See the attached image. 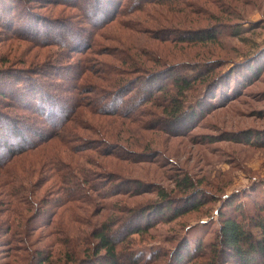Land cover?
<instances>
[{
    "label": "rangeland",
    "instance_id": "obj_1",
    "mask_svg": "<svg viewBox=\"0 0 264 264\" xmlns=\"http://www.w3.org/2000/svg\"><path fill=\"white\" fill-rule=\"evenodd\" d=\"M135 1L130 0L126 7L124 1L127 14H120L116 18L131 25L125 27L123 25L127 24L113 20L101 27V36L95 37L100 44L93 53L88 54L92 58L89 63L93 71L88 74L92 87L89 89L100 85L106 87L104 80L98 77L100 63L117 67L121 74H113V77L126 79L127 88L140 85L143 77L153 70L162 72L164 77L169 75L167 71L174 69L175 65L194 67L204 61L215 65L214 73L229 68L227 71L232 74L243 76L235 78L230 85L216 87L214 95L209 92L205 94L207 88L201 82L195 83L192 90H188L186 98L187 101H200L202 98V114L186 130H176L175 126L167 124L166 113L161 105L150 101L140 103V109L145 110L140 121L112 115L86 116L96 124L102 119H113L116 123L123 121L127 125V132L122 129L117 138L111 130L112 139H107L108 143L97 141L89 131L83 133L90 145L103 144L102 147L100 145L102 150L99 154L84 150L85 156L100 164L95 166L97 169H92L109 175L108 179L114 183L117 181L128 187L131 185L128 180L151 184L148 192H137V195L130 192L110 198L112 205L125 202L127 207H133L154 201L157 194L152 189L155 186L163 187L173 195L174 201L179 199L180 202L183 193L175 186L173 178L183 174H188L196 185L195 192L191 194L197 193L198 197L204 195L198 209L155 225L153 229L157 231L153 234H132L134 247L138 250H146L152 244H160L167 250L172 248L174 239L188 229H202L203 235L210 238L217 225L216 222L211 224L209 219L215 220L216 209H222L231 197L245 209H251L253 201L263 193V185H258L264 182V59H260L264 57V51L261 49L258 52V49L264 45V0H147L150 1L147 3L141 0L138 4ZM4 2L6 5L0 14V115L7 117L1 118L2 121L11 119L19 125L24 118L27 121L35 119L29 106H26L32 105L26 101L30 100L29 96L20 94L19 88L23 84L21 76H31L36 84L41 81L53 93V85L66 82L60 76H69L66 69L72 62L63 59L68 53L62 43L68 41L66 31L72 34L86 31L88 26L82 15L87 2L93 0ZM140 5L144 6V10L138 12L136 9ZM42 26L49 29L44 31ZM210 28L221 29L224 33H219L214 42L186 43L173 40L177 33L184 35ZM122 51L123 55L130 57L127 61L133 60L140 64L131 66L119 63L117 55ZM256 52L262 53L257 56ZM84 66L82 64V68ZM243 71L247 73L243 74ZM17 93L19 95L16 96ZM88 94L92 95L91 92ZM17 97L20 99L17 100ZM98 102L96 106L101 103L105 105V101ZM148 120H153V123L149 122L144 127L143 124ZM2 128L0 133H3ZM254 133L260 134L258 143L252 136ZM12 141L10 137L0 138L2 144L9 145ZM110 149H118L116 155H109ZM127 152L132 155H127ZM23 155L13 156L0 148V200H3L0 203V264H27L22 256L33 261L36 259L35 251L41 246L52 250L50 255L55 258L70 249L57 243L59 235L50 233L52 224L42 226L41 219L37 224L39 226L27 230L28 243L5 242L4 226L7 223L10 226L21 225L23 218L30 214L24 204L13 201L5 194L8 187L3 174L4 167L12 169L13 165L25 162ZM21 168L20 165L19 169L12 170L24 176ZM43 171L40 177L37 176L39 183L46 179ZM30 174L34 175V172L30 171ZM125 177H129L128 180ZM35 182L34 177L29 180L34 193L38 189L40 194L45 193L46 187L50 185L49 181L42 185ZM244 192L250 194L243 196ZM85 214L82 212V216ZM63 215L55 216L54 221L61 222L68 235L74 236L72 248H81L80 226L72 221L64 223ZM166 236L174 237L172 244L163 240ZM169 260L166 257L163 264L169 263ZM57 262L62 264L60 258ZM224 264L233 262L228 260Z\"/></svg>",
    "mask_w": 264,
    "mask_h": 264
},
{
    "label": "trees",
    "instance_id": "obj_2",
    "mask_svg": "<svg viewBox=\"0 0 264 264\" xmlns=\"http://www.w3.org/2000/svg\"><path fill=\"white\" fill-rule=\"evenodd\" d=\"M124 1L126 7L130 0L87 2L82 15L88 26L86 31L82 34L66 31L68 41L62 43V46L67 50L68 56L63 59L72 63H69L66 69L68 77L59 75L66 82L51 87L54 93L48 91L41 81L36 84L30 78L31 76H21L23 84L19 88L20 94L24 96L25 93V96L30 98L26 101L32 105L26 106L31 109L35 118L32 119L33 121H27L24 118V121L18 125L11 119V121H2L1 118L7 119V117L0 115V122H3L0 123V127H3V133H0L1 140L8 137L13 140L9 145L0 143V148L13 156L24 154L25 159V162L12 166V169H19L21 165L23 167L21 174L24 176L17 174L9 167H4L3 174L6 176L8 187L5 194L9 195L13 201L24 204L25 209L30 211L26 218L22 217L24 220L21 221V225L10 226V223L5 225L3 222L5 242L28 243L27 230L39 226L37 224L41 219L42 226L52 224L50 233L59 235L56 238L57 243L70 247L58 257L62 264H152L153 262L163 264L166 257L170 258L167 264L172 262L174 264H224L228 260H232L233 264H264V188L263 193L253 201L254 205L251 209H245L232 197L223 204L222 209H216V219H209L211 224L216 222L217 225L210 238L203 235L202 229L190 231L188 229L190 226L185 227L188 231L175 238L172 248L167 250L160 244H152L146 250H138L134 247L132 234H153L157 231L153 229L155 225L171 221L189 210L198 209V204L204 195L198 197L197 193L191 194L195 192L193 190L196 185L188 174L176 175L173 178L175 186L183 193V199L181 198L180 202H178L179 199L174 201L173 195L161 186H155L152 189L157 194L156 199L142 206L127 207L128 205L123 201V206L119 205V202L114 206L109 202L110 198L118 195L133 192H135L133 195H137V192H148L151 184L129 181V177H125L127 182L131 183L128 187L117 181L114 183L108 179L109 175L106 176L103 172L92 169L100 164L85 156L84 150L89 149L99 154L103 144L90 145L83 133L89 131L97 141L108 143L107 139L112 136L111 130L117 138L122 129L127 132V125L123 121L116 123L113 119H102L96 124L89 121V115H112L123 119L135 118L140 121L145 111L140 109V103L150 101L152 104L161 105L166 113L167 124L175 126L176 130L179 128L186 130L202 114L200 109L202 98L199 99L200 101H187L186 98L188 90H192L195 83L201 82L203 87L207 88L204 93L209 92L214 95L217 91L216 87L222 84L230 85L235 78L238 79V76L243 78L241 75L236 76L227 71L229 68L214 73L215 65L212 66L211 62L204 61L195 64L194 67L175 65L174 69L167 71L166 74L169 75L164 77L162 72L153 70L143 77L141 86L133 85L127 88L126 79H119V76L113 77V74H121L117 67L114 68L110 63H100L101 71L98 77L104 80L106 87L100 85L89 89L92 87L88 74L93 72L89 63L92 58L89 55L100 44L99 39L95 37L101 36L99 30L103 25L116 20L120 14H127ZM139 1L141 0H136L134 3L138 4ZM147 2L150 1L146 0ZM5 5L6 2L0 0V14ZM143 7L140 5L136 10L140 12L144 10ZM91 8L92 11H90ZM115 22L127 24L126 21L121 20ZM129 25L131 23L123 26ZM34 26L38 28L36 24ZM42 29L47 31L49 27ZM219 33L224 32L221 29L210 28L206 31H191L184 35L177 33L174 37L176 39L173 40L186 43L214 42ZM260 50L264 51V45L258 49V52ZM258 52L255 54L257 55ZM126 59L130 57L123 55V51L117 55L119 63L131 66L140 64ZM260 59L263 60L264 57ZM82 64L85 65L83 68ZM244 71L243 74L247 73ZM19 99L20 97H17V100ZM98 100L105 101V105L101 103L96 106L99 103ZM80 109L85 111L82 112ZM149 122L153 123V120H148L143 126L146 127ZM252 136L256 138L255 143H258L257 137L260 134L254 133ZM108 151L109 155H116L118 149ZM126 154L132 155L130 152ZM46 169L48 170L45 171ZM41 170H44L43 177L46 179L39 183L37 176H41ZM30 171L34 172V175L30 174ZM33 177L36 179L35 184L42 185L50 182L45 193L40 194L39 189L36 193L33 192V185L29 183ZM260 185L264 187V182L258 186ZM249 194L244 192L243 196ZM0 203H3V200H0ZM60 209L62 211L59 213ZM100 211L103 213L101 214ZM82 212L86 214L82 216ZM58 215L64 216V223L72 221L80 226L78 229L81 248L77 246L78 250L72 248L74 236L68 235L61 222L57 223L56 219L54 221L53 218ZM173 238V236H166L163 240L172 244ZM50 254L52 250L41 246V249L35 251L36 259L31 261L22 256V260L27 264L58 263V258Z\"/></svg>",
    "mask_w": 264,
    "mask_h": 264
}]
</instances>
